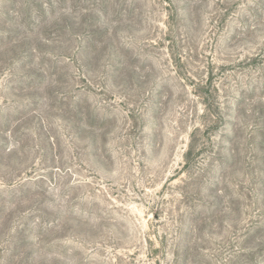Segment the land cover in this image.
<instances>
[{"label": "rangeland", "instance_id": "obj_1", "mask_svg": "<svg viewBox=\"0 0 264 264\" xmlns=\"http://www.w3.org/2000/svg\"><path fill=\"white\" fill-rule=\"evenodd\" d=\"M0 264H264V0H0Z\"/></svg>", "mask_w": 264, "mask_h": 264}]
</instances>
